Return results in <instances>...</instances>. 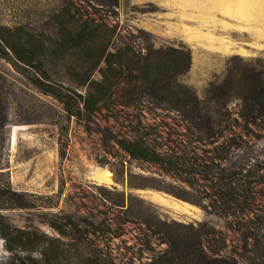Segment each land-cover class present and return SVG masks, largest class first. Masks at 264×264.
<instances>
[{
  "label": "rangeland",
  "instance_id": "rangeland-1",
  "mask_svg": "<svg viewBox=\"0 0 264 264\" xmlns=\"http://www.w3.org/2000/svg\"><path fill=\"white\" fill-rule=\"evenodd\" d=\"M80 6L96 24H110L109 31L95 33L96 46H108L107 65L98 50L80 46ZM0 35L17 40L25 57L43 45L35 59L29 56L31 67H25L13 53H2L0 40L9 133L0 159V186L4 189L9 180L23 204L10 209L9 197L0 196V226L13 237L24 234L9 253L0 233V264H264V223L256 227L255 218L247 217L227 225L164 192L139 189L159 181L183 185L119 151L104 115L92 122L69 118L34 86L39 79L83 95L85 89L77 84L89 77L101 80L106 69L119 91L132 86L152 90L156 74L164 73L156 88L189 89L213 111L218 101L211 87L230 77L233 91L218 100L235 118L242 98L264 92V0H0ZM171 50L183 54L178 69ZM33 66L43 68L47 79ZM113 70L120 75L113 77ZM14 89L25 93L13 95ZM141 94L146 111L152 109L155 100ZM159 115L169 117L168 122L178 117L175 112ZM111 156L126 161L123 172L112 166ZM198 181L211 196L210 184ZM122 200L125 211H118L114 205ZM205 203L211 212L210 201ZM236 222L244 230L227 229L236 228ZM197 223L205 227L202 258L195 261L190 258L198 254ZM243 234L249 236L245 245Z\"/></svg>",
  "mask_w": 264,
  "mask_h": 264
},
{
  "label": "trees",
  "instance_id": "trees-1",
  "mask_svg": "<svg viewBox=\"0 0 264 264\" xmlns=\"http://www.w3.org/2000/svg\"><path fill=\"white\" fill-rule=\"evenodd\" d=\"M96 3V0H93ZM115 1V0H114ZM80 6L77 9L81 21L78 37L82 48L98 50L97 56L108 64V46H96V32L109 31L110 24L102 21L96 24ZM96 24V25H95ZM92 26L90 35L86 36L87 29ZM93 35V36H92ZM26 38L28 35H24ZM21 39H24L21 38ZM2 53L8 56L13 53L14 59L25 67H31L29 56L35 59L43 45L28 51V57L22 56L18 50L17 40H4ZM171 58L176 69L180 67L183 54L178 50H171ZM189 63V60H188ZM36 64V63H35ZM188 66H185V69ZM35 73L43 80L47 74L40 66H33ZM101 71V80H82L78 87L84 88V94H78L62 86L47 85L35 79L34 86L41 96H48L62 106V110L69 118L81 119L86 117L92 122L97 115H104L106 131L111 135L112 142L117 149L123 152L130 160L142 162L156 168L160 177L179 183L183 187L159 181L154 186H140L139 189L150 188L164 192L178 200H182L200 208L205 213L224 220L227 225L232 219L255 218L256 227L264 223V92L259 90L251 97L241 99L239 110L235 118L227 110V103L222 104L218 99L227 98L234 89V82L230 77L221 86L211 87L216 102L213 111L200 102L194 93L180 86L166 89L164 85L156 88L159 79L164 73H157L154 88L138 89L130 87L119 91L115 84ZM116 70L111 71L113 77L118 76ZM120 75V74H119ZM7 74L0 71V159L9 138L6 129L8 118L6 114V92L4 85ZM13 95L25 93L22 90H12ZM11 93V94H12ZM152 97V109L146 111L142 101V94ZM168 97L169 101L162 100ZM19 98V95L16 96ZM222 104V105H221ZM149 108V107H147ZM149 111V112H148ZM161 113H177L172 119L159 115ZM150 117L151 119H148ZM208 147L209 149H206ZM113 167H121L122 172L125 160L111 156ZM118 161V162H117ZM2 170V169H0ZM2 174V173H0ZM199 178V179H198ZM205 180L210 184L211 196L205 195L204 185L198 180ZM0 196L9 197L10 209L22 208L21 195L13 192L10 182H5V188L0 186ZM210 197L219 198V200ZM205 199L210 201L208 211ZM116 210L125 211L124 200L114 205ZM227 229L234 232L244 230V224L235 223ZM201 229L198 239L194 243L198 251L191 256V260L202 258L203 228L205 223H197ZM0 233L7 243L6 250L12 253V243H21L23 233L12 236L7 228L0 226ZM246 234L242 235L249 239ZM238 248H241L239 245ZM188 257V256H187Z\"/></svg>",
  "mask_w": 264,
  "mask_h": 264
}]
</instances>
